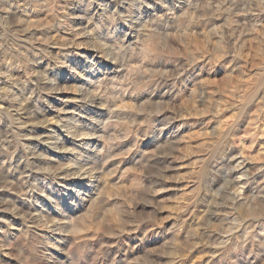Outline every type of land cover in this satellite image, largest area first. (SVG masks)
Wrapping results in <instances>:
<instances>
[{"label": "rangeland", "instance_id": "374dc122", "mask_svg": "<svg viewBox=\"0 0 264 264\" xmlns=\"http://www.w3.org/2000/svg\"><path fill=\"white\" fill-rule=\"evenodd\" d=\"M0 264H264V0H0Z\"/></svg>", "mask_w": 264, "mask_h": 264}, {"label": "bare ground", "instance_id": "6f19581e", "mask_svg": "<svg viewBox=\"0 0 264 264\" xmlns=\"http://www.w3.org/2000/svg\"><path fill=\"white\" fill-rule=\"evenodd\" d=\"M21 4H22V2H21ZM20 7H21V6H20ZM4 12H6V11H4ZM10 12H11V11H10ZM12 12H13V11H12ZM6 13H7V12H6ZM29 112H31V111H29ZM29 112H28V113H29ZM28 113H27V114H28ZM31 114H32V113H31ZM34 116H35V115H34ZM43 143H44V142H43ZM64 168H66V167H64ZM59 171H60V170H59ZM80 171H81V170H80ZM91 171H92V170H91ZM54 173H55V172H54ZM30 174H31V173H30ZM27 177H28V176H27ZM11 186H12V185H11ZM11 186H10V187H11ZM54 222H55V221H54Z\"/></svg>", "mask_w": 264, "mask_h": 264}]
</instances>
